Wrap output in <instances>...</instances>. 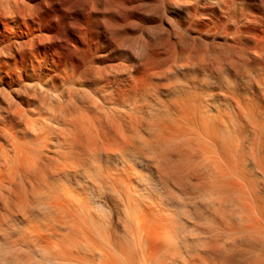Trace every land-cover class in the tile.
I'll return each mask as SVG.
<instances>
[{"label":"bare ground","instance_id":"obj_1","mask_svg":"<svg viewBox=\"0 0 264 264\" xmlns=\"http://www.w3.org/2000/svg\"><path fill=\"white\" fill-rule=\"evenodd\" d=\"M0 19L1 190L31 171L7 189L1 264L30 247L48 264H264V0H8Z\"/></svg>","mask_w":264,"mask_h":264},{"label":"rangeland","instance_id":"obj_2","mask_svg":"<svg viewBox=\"0 0 264 264\" xmlns=\"http://www.w3.org/2000/svg\"><path fill=\"white\" fill-rule=\"evenodd\" d=\"M7 7H8V0H0V11L2 12V10H5L6 11V9H7ZM4 12V11H3ZM3 14V13H2ZM5 19V18H4ZM7 22H4V21H2V19H0V144L3 146V147H5L8 151H11V149H10V145H9V141H8V129H9V127H10V120H11V114H10V111H9V108H8V105H7V101H8V97H9V89H8V84H9V82H8V74H7V70H6V68H7V64H8V60H7V46H8V44H9V36H10V32H9V29H8V27H7ZM261 124H262V122H261ZM247 129H249V127L247 128ZM51 154V155H50ZM50 154H48L47 156L48 157H50V158H52L51 160H53V158H54V162L53 161H50V159H49V161H47L48 163H46L47 165H49V166H52L53 165V163L54 164H56L57 166H59V165H61L62 163H61V160L59 159V161H58V159H57V155L56 154H52V153H50ZM59 154V153H58ZM62 154V153H61ZM60 154V155H61ZM54 156H56V157H54ZM48 160V159H47ZM99 161V160H98ZM50 163H52V164H50ZM86 163V162H85ZM90 163V162H89ZM88 164V163H87ZM86 164V165H87ZM98 164H99V162H98ZM88 166H90V164L88 165ZM86 167V166H85ZM47 168H48V173H47V175L49 176L50 175V170H49V167L47 166ZM46 168V169H47ZM28 170H26V171H24V172H20L19 173V171L17 170V172L15 173V175H14V177H13V179H12V182H11V186H7L6 187V189H5V187L4 188H2V190H4V191H2L1 190V186H0V216H4V215H6V214H8L9 213V215H12V218L14 217V214L15 215H18V208L16 207V205H15V196H14V194L13 195H9V193H8V188L10 189L11 188V192H15L16 193V195H19V194H21L22 192H24V190H25V187L28 189V181H29V176L27 177L26 175H28V174H30V167L29 168H27ZM84 169H86V168H84ZM23 173V174H22ZM20 175H22V178H21V176ZM25 176V177H24ZM19 177H20V179H19ZM27 177V178H26ZM72 177H74L73 175L71 176V178ZM79 177V175L76 177V178H78ZM18 178V179H17ZM59 178V177H58ZM21 179H24V180H22V181H20ZM53 179V177L51 176V178H50V180H52ZM55 179H57V178H55ZM63 179V178H62ZM80 179V178H79ZM49 180V179H48ZM26 182V183H25ZM64 182V181H63ZM26 184V185H25ZM18 185V186H17ZM20 190V191H19ZM2 191V192H1ZM6 191H7V193H6ZM3 192H5V194L3 193ZM9 196V198L7 197V195ZM5 195H6V197L9 199V201L7 200V198L5 197ZM14 196V197H13ZM4 197V198H3ZM4 199V200H3ZM6 203H5V202ZM10 203V204H9ZM10 205V206H9ZM6 207V208H5ZM9 207L11 208V209H13V210H11V209H9ZM17 208V209H16ZM10 210V211H9ZM36 210V211H35ZM4 211V213H2ZM7 211H9V212H7ZM33 212L32 213H34V215H38L37 214V211H38V209H36V208H34L33 210H32ZM17 212V213H16ZM39 212V211H38ZM12 213H14V214H12ZM36 213V214H35ZM107 217V218H106ZM112 216H105L104 218H101L100 220L104 223V222H109L112 218H111ZM11 217H10V223L11 224H13V223H15V221H16V219H12ZM109 218V219H108ZM108 220V221H107ZM13 221V222H12ZM42 222V221H41ZM37 225L39 226L40 225V223H37ZM53 225H55V224H53ZM41 226V225H40ZM2 228H0V230H1ZM42 230V229H41ZM42 232H43V230H42ZM1 234H3V231L1 230L0 231V235ZM1 242V241H0ZM1 244V243H0ZM33 248V247H32ZM31 247H30V249H28V250H26V253H27V260L29 259V255L34 259H30V261H32L30 264H38V262H37V260H39V263L42 261L44 264H48V262H47V259L46 260H41V259H39L40 258V255H42L43 253L41 252V251H39V250H37L36 248L34 249H32ZM2 251V250H1ZM34 251V252H33ZM38 251V252H37ZM29 253V254H28ZM39 253V254H38ZM42 253V254H41ZM38 256V257H37ZM41 257H44V258H46L45 257V254H43ZM36 258V259H35ZM25 258H23V260H24ZM29 260H28V262H30ZM1 262V261H0ZM25 262V261H24ZM27 262V261H26ZM27 262V263H28ZM43 263H40V264H43ZM1 264V263H0ZM12 264V263H11ZM50 264V263H49Z\"/></svg>","mask_w":264,"mask_h":264}]
</instances>
